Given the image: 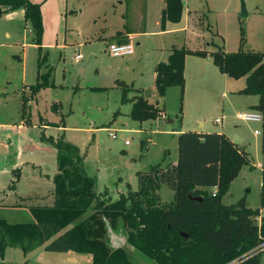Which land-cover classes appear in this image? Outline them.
<instances>
[{
  "label": "rangeland",
  "instance_id": "rangeland-1",
  "mask_svg": "<svg viewBox=\"0 0 264 264\" xmlns=\"http://www.w3.org/2000/svg\"><path fill=\"white\" fill-rule=\"evenodd\" d=\"M31 1L40 6L41 35L25 20L23 9L0 18V198L14 183L23 196L52 195L58 165L51 139L64 136L79 148L89 175L99 177L97 194L108 202L126 194L128 184L138 189L137 172H147L163 160L165 168L174 166L181 134L218 133L232 141L240 137L239 144L233 143L250 161L231 182L222 203L230 206L245 198L249 208L263 209L264 154L262 138L255 135L261 125L237 118L249 112L258 97L241 93L246 78L221 72L212 53L264 50V0H181L177 22L163 21L166 0ZM195 11L193 31L185 32L189 14ZM119 31L136 33L131 56L110 54V45L124 44L118 41L121 32L112 37ZM173 45L208 56H186L183 87L168 88L164 97L151 90L150 102L162 109L163 117L133 120L132 100L156 87V65L168 61ZM49 76L50 87L38 89L48 85ZM123 88L128 102L122 101ZM43 124L52 127L45 130ZM58 124L61 128L53 126ZM160 196L170 203L175 192L164 185ZM10 217L11 222L17 219ZM110 234L109 247L114 238L123 241L122 219L113 239ZM126 255L130 263L143 264Z\"/></svg>",
  "mask_w": 264,
  "mask_h": 264
},
{
  "label": "trees",
  "instance_id": "trees-1",
  "mask_svg": "<svg viewBox=\"0 0 264 264\" xmlns=\"http://www.w3.org/2000/svg\"><path fill=\"white\" fill-rule=\"evenodd\" d=\"M18 9L25 11V20L41 35L39 4L31 0H0V18ZM182 9L181 0H166L163 21L177 22ZM187 55L207 57L208 53L186 46L173 47L168 61L156 65L155 84L160 97L170 87L184 86ZM212 58L221 72L246 78L241 93L259 97L254 110L263 115L260 136L264 154V50L218 51L212 53ZM47 83L38 89L50 87V81ZM122 101H129L127 88H123ZM132 101L130 115L135 121L144 123L164 116L162 109L143 95ZM25 123L32 125L30 121ZM178 141L179 155L174 166L165 168L163 160L147 172H137V190L128 184L126 194L105 202L95 190L98 176L89 175L79 148L63 137L51 139L58 165L53 179L55 204L32 208L35 224H9L0 216V256L4 258L8 247L29 253L48 243L47 252L90 254L92 264H132L123 247L108 246L109 233L116 231L122 219L127 243L157 264H260L264 252V208H249L245 198L230 206L222 203L242 166L250 164L247 154L224 134L189 132L181 134ZM164 185L175 192L174 201L166 204L160 196ZM191 197H202L203 201ZM88 212V219L77 223Z\"/></svg>",
  "mask_w": 264,
  "mask_h": 264
},
{
  "label": "crops",
  "instance_id": "crops-1",
  "mask_svg": "<svg viewBox=\"0 0 264 264\" xmlns=\"http://www.w3.org/2000/svg\"><path fill=\"white\" fill-rule=\"evenodd\" d=\"M197 13L198 11H195L189 14L188 24H187V28L185 32H187L190 29L191 31H193V28H192L193 20ZM8 14L10 13L8 12ZM172 30L173 29L169 30L170 34L174 33V32H171ZM120 32H121V37L118 38V41L123 42L124 44H127V43L132 44L131 40L134 36H136L135 35L136 33L133 34V33H125V32L119 31L113 34L112 37H115ZM174 46L175 45H173L172 48ZM169 53L171 54V51ZM154 77L156 79V73L154 74ZM155 89L156 87H153V86L150 88V90H155ZM258 102H259V97H258ZM258 102L250 105V108H251L250 111L253 110L254 106H256ZM42 126L45 130H47L49 127H52L46 124H43ZM57 127L61 128V124H58ZM238 138L240 139V141L242 140L240 137ZM85 161H86V158H85ZM86 166H87V163H86ZM88 173H89V170H88ZM98 181H99V177H98ZM8 188H9L8 192H4L2 194L4 198H0V211H1L0 214L4 215L5 217L4 219L9 224H35L36 221L31 213V209L34 207H52L54 206L55 201H56L55 189L51 196L44 194V195H40L36 197H31V196H23L22 194H20L16 190L17 186H15V183L13 185H9ZM90 215H91V212H88L84 216V218L79 219L77 223L78 222L81 223L85 221L86 219H88ZM10 216L17 217L15 222H11L12 219ZM69 228H71V226H69ZM65 232L66 230L61 232L56 237H54L53 240ZM46 245L42 247H38L37 249L29 253H26L22 248H19V247H8L5 251L4 258L0 256V264H92L93 256L90 254H81V253H76V252H68V253L47 252L45 250ZM123 248L130 258L131 256L133 257V260H135V257H136L138 261H140L143 264H154V263L157 264L155 261L147 258L146 256H144L142 253H140L138 250H136L133 246L129 245L128 243L124 245ZM131 262L133 264H136V261L135 262L131 261Z\"/></svg>",
  "mask_w": 264,
  "mask_h": 264
},
{
  "label": "built area",
  "instance_id": "built-area-1",
  "mask_svg": "<svg viewBox=\"0 0 264 264\" xmlns=\"http://www.w3.org/2000/svg\"><path fill=\"white\" fill-rule=\"evenodd\" d=\"M109 50H110V54L116 58H123L134 54V46L132 44H112L110 45ZM81 57L82 56L79 55L77 58L79 59ZM237 118L243 122H252L260 125L263 124V115L260 112L249 111L245 113H239L237 115ZM255 135L260 136L261 129L255 130ZM112 137L116 138V135H112ZM126 144H129V142L126 141Z\"/></svg>",
  "mask_w": 264,
  "mask_h": 264
},
{
  "label": "water",
  "instance_id": "water-1",
  "mask_svg": "<svg viewBox=\"0 0 264 264\" xmlns=\"http://www.w3.org/2000/svg\"><path fill=\"white\" fill-rule=\"evenodd\" d=\"M247 15H248V13L246 11L245 5H243V16L246 17ZM152 94H153V92L151 90H147L145 98L146 99H149ZM238 140H239L238 137H236V139L233 142L237 144V143H239ZM191 198H193V197H191ZM193 199L194 200H197V201H200V202L203 201V198L202 197H194ZM262 205H263V208H264V199H263ZM112 235H113V232H111L110 236L112 237ZM182 235L185 236V237H187V235H185V234H182ZM113 238L114 237H112V239ZM114 240H115L114 241V246H113L112 249H116V248H119V247H123L127 243L126 236H125V238L123 239L122 242H118L116 238H114Z\"/></svg>",
  "mask_w": 264,
  "mask_h": 264
}]
</instances>
